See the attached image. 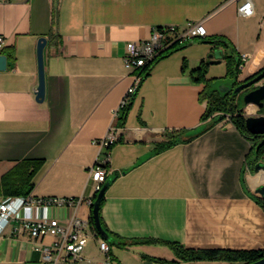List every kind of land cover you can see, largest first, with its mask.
Here are the masks:
<instances>
[{
    "label": "crops",
    "instance_id": "1",
    "mask_svg": "<svg viewBox=\"0 0 264 264\" xmlns=\"http://www.w3.org/2000/svg\"><path fill=\"white\" fill-rule=\"evenodd\" d=\"M253 3L254 14L244 17L236 0L0 2L4 38L0 55L6 56L1 53L4 48L16 52L15 63L7 58V68L0 71V179L20 161L43 160L33 180L34 196L94 199L90 169L99 157L96 141L116 127L121 135L110 150L107 182L111 183L102 206L103 221L116 237L193 249H264V208L255 194L264 185V171H255L252 142L229 118L191 142L149 156L166 134L204 124L205 85L195 81L191 71L211 53L207 40L222 37L241 59L248 56L239 81L264 68V0ZM188 22H202L206 38L176 45L153 65L120 127L118 110L135 77L124 60L128 43L149 38L156 27L184 29ZM51 32L56 35L50 39ZM41 37L48 39L46 97L38 102ZM219 50L222 54L210 65L208 80L226 77L224 50ZM255 108H249L248 114H254ZM68 213L66 207L58 210L61 223H66ZM91 213L88 203L79 210L84 219H90ZM36 245L38 240L29 234L17 236L8 228L0 236V264H39L42 253ZM110 255L112 264L177 260L174 250L163 243L111 245ZM104 260L94 239L81 260L59 264H103Z\"/></svg>",
    "mask_w": 264,
    "mask_h": 264
},
{
    "label": "built area",
    "instance_id": "2",
    "mask_svg": "<svg viewBox=\"0 0 264 264\" xmlns=\"http://www.w3.org/2000/svg\"><path fill=\"white\" fill-rule=\"evenodd\" d=\"M11 0H0L9 2ZM239 2L238 13L244 17L254 14L253 0H236ZM207 30L202 22H188L184 29L169 25L156 27L147 39L129 42L124 57L126 65L135 73L134 82L122 100L120 109L127 106L140 88L143 70L157 57L178 44H189L206 38ZM4 38L0 36V48ZM248 56H242V63ZM242 65V66H243ZM119 111V110H118ZM121 130L111 127L105 137L96 141L99 146V157L90 169V178L95 182L97 195L107 182L111 170V147L118 143ZM84 203L94 204V199L63 197L28 196L3 198L0 202V236L8 228L14 235L29 234L38 240L36 249L42 253L39 264H59L65 261L81 260L82 254L91 240L97 239L100 250L105 255L103 264H112L110 245L97 232L90 219L79 216ZM66 207L69 211L66 223H61L58 210ZM49 239L48 242H45ZM40 240V241H39Z\"/></svg>",
    "mask_w": 264,
    "mask_h": 264
},
{
    "label": "trees",
    "instance_id": "3",
    "mask_svg": "<svg viewBox=\"0 0 264 264\" xmlns=\"http://www.w3.org/2000/svg\"><path fill=\"white\" fill-rule=\"evenodd\" d=\"M53 24L56 25V19L53 20ZM55 35L56 33L51 32L50 39ZM206 42L211 44L213 47L211 53L206 59L202 60L194 70L191 71L195 81L204 83L205 85V89L201 94V100L207 101V109L202 119L204 124L193 129L174 130L166 134V140L158 144L149 156L166 151L178 144L191 142L197 137L204 134L210 128L216 126L226 118H229V120L234 124L238 131L252 142V152L256 156L255 163L264 161V135H253L249 132L246 125V117L243 115V112H241V108H243L245 104H243L242 107H240L239 104V95L241 93H244L246 95L248 92L256 89L257 87L253 86L248 90L239 92L238 94L234 93L235 89L238 86L252 80L256 76L261 74L264 71V68L253 76L245 79L244 81H239V74L241 72L243 63L241 56L237 53L235 47L229 44L230 42L222 37L211 38ZM221 48L224 50V54L222 55L221 59H223L227 63L226 77L222 79L208 80L206 78L208 69L210 65L216 63L217 60L215 57V52L216 50H219ZM174 50L175 46L170 50L162 53L153 62L146 66V68L143 70L144 77L147 76L150 69L160 58H163L165 55H169ZM1 53L7 56L9 61L12 62V65L15 63L16 52L14 48H4L1 50ZM130 107L131 102L127 106L119 109L118 120L120 122V127H124L126 117L130 111ZM261 112L264 113V110H261ZM209 119L210 121L208 122ZM141 162L142 160H139L136 165L140 164ZM43 164V160H23L16 163L14 167L10 171L5 173L0 179V197H20L28 196L33 193V180ZM251 164L254 167V163ZM95 199L96 195L94 197V201ZM104 201L105 197L102 199L100 207V220L104 230L112 237V240L108 242L110 246H129L138 243H163L171 247L177 255V260L175 261L157 259V261L168 264H180L182 262L189 261H228L241 264H251L264 258V249L250 251L193 249L187 248L179 243L160 242L158 240L152 239L132 241L122 240L121 238L116 237L107 228L106 224L103 221L102 206ZM258 201L264 208V200L258 199ZM90 222L94 224L93 210L91 213Z\"/></svg>",
    "mask_w": 264,
    "mask_h": 264
},
{
    "label": "water",
    "instance_id": "4",
    "mask_svg": "<svg viewBox=\"0 0 264 264\" xmlns=\"http://www.w3.org/2000/svg\"><path fill=\"white\" fill-rule=\"evenodd\" d=\"M48 39L46 37H41L38 40L37 44V58H38V76H39V85L36 90V100L38 102H43L46 97V72H45V57L44 52L47 46ZM222 54L221 50H216L215 57L220 58ZM7 68V57L0 55V71L5 70ZM257 87L254 90L248 92L244 97L245 106L241 108V112L245 116L246 108L249 106H255L259 110H264V71L253 78L252 80L245 82L238 86L234 93L238 94L239 92L250 89L251 87ZM246 125L249 132L253 135H264V115L255 116L249 115L246 116ZM151 154V153H150ZM256 157V156H255ZM252 163H254V169L256 172L264 171V161L256 162L255 158ZM142 160V159H140ZM111 181L106 182L101 191L96 195V199L93 204V220L94 226L100 234V236L110 242L112 237L104 230L101 220H100V207L102 203V199L105 197L106 191L110 185ZM255 194L258 198L264 200V185H261L255 191ZM251 264H264V258L261 260L251 263Z\"/></svg>",
    "mask_w": 264,
    "mask_h": 264
},
{
    "label": "rangeland",
    "instance_id": "5",
    "mask_svg": "<svg viewBox=\"0 0 264 264\" xmlns=\"http://www.w3.org/2000/svg\"><path fill=\"white\" fill-rule=\"evenodd\" d=\"M239 96H240L239 104H240V107H242L243 104H244L243 101H244L245 94H244V93H241ZM252 115L260 116V115H264V113H262L261 110H259V109L256 107V108H255V112H254V114H252ZM246 116H249V114H247V112L245 111V117H246ZM254 157H255V155H254V153H253L251 159L253 160Z\"/></svg>",
    "mask_w": 264,
    "mask_h": 264
},
{
    "label": "bare ground",
    "instance_id": "6",
    "mask_svg": "<svg viewBox=\"0 0 264 264\" xmlns=\"http://www.w3.org/2000/svg\"><path fill=\"white\" fill-rule=\"evenodd\" d=\"M252 107H255V106H249V107L246 108V112H247V114H248V109H249V108H252Z\"/></svg>",
    "mask_w": 264,
    "mask_h": 264
}]
</instances>
